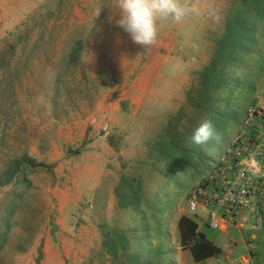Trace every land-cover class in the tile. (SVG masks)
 I'll return each mask as SVG.
<instances>
[{"label":"rangeland","instance_id":"obj_1","mask_svg":"<svg viewBox=\"0 0 264 264\" xmlns=\"http://www.w3.org/2000/svg\"><path fill=\"white\" fill-rule=\"evenodd\" d=\"M239 1L199 0L145 50L117 0H0V264H177V219L224 147L182 174L158 145L204 121L191 100ZM236 64L223 145L264 109V36ZM121 183L140 186L135 208Z\"/></svg>","mask_w":264,"mask_h":264},{"label":"trees","instance_id":"obj_2","mask_svg":"<svg viewBox=\"0 0 264 264\" xmlns=\"http://www.w3.org/2000/svg\"><path fill=\"white\" fill-rule=\"evenodd\" d=\"M263 36L264 0H240L239 7L227 21L224 38L218 43L213 60L200 74L201 87L198 94L191 100L193 110L204 120L212 122L214 128L220 133V139L199 146L189 140L185 146L184 142H179L180 139L177 140L179 143L159 144L160 156L165 161V169L168 172L185 173L189 167L194 168V164L202 158V146L217 148L222 144L225 131L230 123L237 119V111L233 110L229 103L237 78L229 80L228 69L230 66L238 65L236 63L241 62L243 57L253 51L259 43V38ZM223 90L226 91L225 94H222ZM118 188L127 190L126 193L118 194L119 205L135 208L140 186L121 183ZM181 223L187 228V236H190L194 231V224L184 217L179 219V224ZM106 245L109 253L115 255L116 246L113 242Z\"/></svg>","mask_w":264,"mask_h":264},{"label":"built area","instance_id":"obj_3","mask_svg":"<svg viewBox=\"0 0 264 264\" xmlns=\"http://www.w3.org/2000/svg\"><path fill=\"white\" fill-rule=\"evenodd\" d=\"M187 209L208 211L210 224H234L264 206V109L248 108L219 158L189 193Z\"/></svg>","mask_w":264,"mask_h":264},{"label":"crops","instance_id":"obj_4","mask_svg":"<svg viewBox=\"0 0 264 264\" xmlns=\"http://www.w3.org/2000/svg\"><path fill=\"white\" fill-rule=\"evenodd\" d=\"M181 217L194 224L190 236L186 226L179 224ZM211 223L203 208L178 217L177 264H264V206L244 212L234 224L220 219L218 230Z\"/></svg>","mask_w":264,"mask_h":264},{"label":"clouds","instance_id":"obj_5","mask_svg":"<svg viewBox=\"0 0 264 264\" xmlns=\"http://www.w3.org/2000/svg\"><path fill=\"white\" fill-rule=\"evenodd\" d=\"M198 4L199 0H117L116 25L128 33L135 44L147 50L158 39L160 21L181 22L199 12ZM219 139L220 133L210 120L202 121L190 137L191 143L198 146Z\"/></svg>","mask_w":264,"mask_h":264},{"label":"bare ground","instance_id":"obj_6","mask_svg":"<svg viewBox=\"0 0 264 264\" xmlns=\"http://www.w3.org/2000/svg\"><path fill=\"white\" fill-rule=\"evenodd\" d=\"M24 261V260H23ZM18 263V262H17ZM20 264V263H19Z\"/></svg>","mask_w":264,"mask_h":264}]
</instances>
